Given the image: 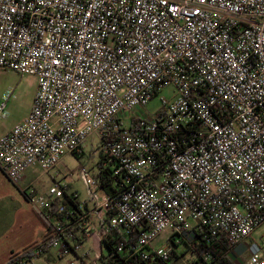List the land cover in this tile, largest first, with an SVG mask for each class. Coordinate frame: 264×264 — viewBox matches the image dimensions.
I'll return each instance as SVG.
<instances>
[{
	"label": "built area",
	"instance_id": "built-area-1",
	"mask_svg": "<svg viewBox=\"0 0 264 264\" xmlns=\"http://www.w3.org/2000/svg\"><path fill=\"white\" fill-rule=\"evenodd\" d=\"M0 68L37 77L29 114L0 137L10 181L50 172L93 134L115 181L107 192L84 165L85 200L58 182L28 190L40 217L52 221L54 203L64 217L11 264L50 242L90 264V237L100 259L113 239L114 264H168L171 237L199 236L264 264V0H0Z\"/></svg>",
	"mask_w": 264,
	"mask_h": 264
},
{
	"label": "rangeland",
	"instance_id": "rangeland-1",
	"mask_svg": "<svg viewBox=\"0 0 264 264\" xmlns=\"http://www.w3.org/2000/svg\"><path fill=\"white\" fill-rule=\"evenodd\" d=\"M36 88L37 77L35 75L28 73L21 74L14 70L0 68V103L6 101L5 110L0 111V135L4 131L12 128L28 113L33 103ZM173 94L174 89L172 86L162 89L147 103V110L150 112L158 110L161 105L160 97L170 98ZM96 148H99V139L96 134H93L82 148L81 153H65L59 165L50 172L29 171L33 190L38 193H45L54 182H58L67 186L69 193L77 192L80 199H87V184L79 171L80 167L84 165L92 172L96 169L95 163L99 158L95 151ZM27 188L28 186L25 189ZM0 190L5 191L0 195V238H4L7 236L6 232L8 230L5 228L9 225L12 226L14 223H18L17 216L20 211H22V219L28 224L31 223L32 215H36L37 217V214L33 210V207L30 206L29 210L24 207L25 204L22 202V199L24 201V197L19 188L9 182L1 171ZM38 219L37 217V221H39ZM262 233L263 228L257 230L254 233V237L259 238ZM170 234V230L165 231L155 239L154 244L168 242ZM91 240L93 250L91 251L90 259L86 260L88 263L93 264V260L97 258L98 249L95 245L94 237ZM188 241L190 242V239ZM175 248V253L169 261V264H195L194 252H192L190 247H187L184 243H180ZM59 251L60 244L56 242L50 247L48 253L40 259H34L32 264H71V260H75L76 264H83L81 258L75 253H67L59 257ZM104 252L106 253L105 248ZM96 264L104 263L100 258H97Z\"/></svg>",
	"mask_w": 264,
	"mask_h": 264
},
{
	"label": "trees",
	"instance_id": "trees-1",
	"mask_svg": "<svg viewBox=\"0 0 264 264\" xmlns=\"http://www.w3.org/2000/svg\"><path fill=\"white\" fill-rule=\"evenodd\" d=\"M81 151H77L74 153L78 154L81 153ZM103 159L104 157L100 155L97 162L95 163L96 169L93 171V174L102 183V186H104L105 190L107 192H111L115 188L114 187L115 181L113 176L111 175L112 168L111 166L103 167L102 166ZM63 202L65 203L66 208L74 209L76 207L77 209L78 200L71 197V195H67L66 198L63 200ZM49 214L51 216L50 220L52 221L62 219L64 217V214L57 209L56 203H54V206L51 209H49ZM43 220L47 225L46 234L34 240L31 244L24 247L23 249L13 252L9 258L8 264H11V259L13 258L14 255L19 254L22 251L29 249L30 247H33L39 241L46 240L51 237V235L53 234L52 221H48L46 219ZM112 240L110 239L103 240L104 248L106 249V253L104 252L102 257V261L104 262V264H114L115 261L119 259L120 255L115 251ZM170 241L173 244L172 257L176 250L175 247L180 243H184L185 245H187V247L191 248L192 252H194L195 264H236L231 254L232 244L226 237H223L219 240L208 242L207 240L199 236L198 240L193 241L190 244H188L186 241H181L180 243H176L173 237H171ZM51 246H52V242L48 243L45 246L44 252L40 255V257L48 253Z\"/></svg>",
	"mask_w": 264,
	"mask_h": 264
},
{
	"label": "crops",
	"instance_id": "crops-1",
	"mask_svg": "<svg viewBox=\"0 0 264 264\" xmlns=\"http://www.w3.org/2000/svg\"><path fill=\"white\" fill-rule=\"evenodd\" d=\"M35 92H36V90H35ZM34 95H35V93H34ZM31 107H30L28 113L25 116H23L20 121H22L29 114V112L31 110ZM10 129L4 131L0 135V137L4 133L9 131ZM5 177L9 180V178L6 175H5ZM9 182H11L13 185H15L16 187L19 188L20 192L22 193V195L24 197V201L22 199V202L25 204L24 207L28 208V210L30 209V206L33 207L32 204L29 202V200L27 198V194H26V192L28 190L33 188L32 187V180H31V177L29 175V172L26 173L24 179L20 183L15 184V183H13L10 180H9ZM27 186H28V188L25 189ZM4 192L5 191L0 190V195H2ZM34 192H36V191L34 190ZM33 210L37 214V217L39 218L38 219L39 221H37L36 215H32L31 223H29V224L26 223L24 221V219H22V211H20L18 216H17L18 223H14L12 226L9 225V226H7L5 228L6 230L8 229L7 232H6L7 236L4 237V238H0V264H8V261H9V258H10V254L12 253V251L13 252L14 251H19V250L23 249L24 247L28 246L29 244H31L34 240H36V239L42 237L44 234H46L47 225L45 224L43 218L40 217V215L36 212V210L34 208H33ZM91 239H92V237L88 238L85 241V243H84V248H86V249H88L90 251V255L89 256H91V251L93 250V248H92V240ZM96 243H97V240H95V245H96ZM42 257L43 256H41V257H39L37 259H40Z\"/></svg>",
	"mask_w": 264,
	"mask_h": 264
}]
</instances>
